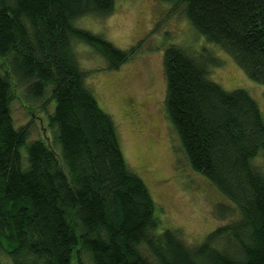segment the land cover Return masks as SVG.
Segmentation results:
<instances>
[{
    "label": "trees",
    "instance_id": "trees-1",
    "mask_svg": "<svg viewBox=\"0 0 264 264\" xmlns=\"http://www.w3.org/2000/svg\"><path fill=\"white\" fill-rule=\"evenodd\" d=\"M162 1L264 85V0ZM113 11V0H0V264H264V171L253 164L264 156V120L246 91L209 80L219 62L205 50L165 48L164 108L190 168L231 204L217 205V216L238 217L196 246L173 230L156 233L150 193L71 48L92 47L109 70L135 56L139 43L121 50L72 24ZM17 85L37 101L49 92L58 153L42 140L27 144L28 126L15 127Z\"/></svg>",
    "mask_w": 264,
    "mask_h": 264
},
{
    "label": "rangeland",
    "instance_id": "rangeland-1",
    "mask_svg": "<svg viewBox=\"0 0 264 264\" xmlns=\"http://www.w3.org/2000/svg\"><path fill=\"white\" fill-rule=\"evenodd\" d=\"M113 1L111 15L82 16L72 24L101 36L121 50L139 43L137 54L117 70H109L92 47L72 40V51L80 70L86 73L85 88L114 125L128 169L144 182L150 193L158 219L156 233L173 230L186 245L196 246L238 214L232 209L231 215L222 219L217 216V205L229 204L228 201L190 168L181 150L164 108V50L174 45L193 56L208 51L219 62V66H209V80L225 91H246L257 103L263 120L264 85L249 79L228 54L200 36L181 9L173 10L172 2ZM53 108L48 91L40 101L28 98L22 85L13 91L11 117L15 127L28 126L27 144L42 140L58 153L59 146L53 143L48 126ZM253 164L264 171V156H256Z\"/></svg>",
    "mask_w": 264,
    "mask_h": 264
}]
</instances>
